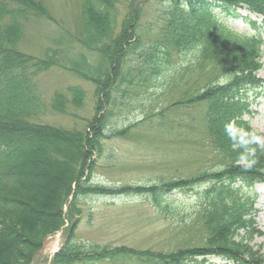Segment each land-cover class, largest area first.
I'll return each instance as SVG.
<instances>
[{"label":"trees","instance_id":"trees-1","mask_svg":"<svg viewBox=\"0 0 264 264\" xmlns=\"http://www.w3.org/2000/svg\"><path fill=\"white\" fill-rule=\"evenodd\" d=\"M137 1L129 3L131 12L121 19L118 4L122 0H83L82 37L77 42L86 52L98 55L99 62L91 64L88 54L82 53L78 56L84 57L80 64L77 58L67 68L73 75L93 83L98 114L91 118L89 127L76 130L39 121L45 110L37 94L36 79L55 65L54 52L38 57L16 46L23 22L50 17L46 6L38 0H0V264H14L12 257L19 253L7 250L10 239L12 244H23L9 236L20 235L21 229L15 227L25 226L24 189L30 183L27 172H32L33 162L38 158L44 164L69 166L70 176L65 180L58 204L60 214L67 207L69 216L81 215V197L91 194L147 195L161 213L169 214L168 199L172 192L202 186L199 209L190 219L179 223L176 248L168 251L128 248L131 252L123 256L119 247H95L88 252L76 246L71 248L68 241L54 264L83 263L85 259L116 262L127 258L135 259L137 264H262L261 247L256 248L252 240L261 234L256 221L258 193L254 187L264 182V147L245 115L252 113L253 105L260 102L258 99L264 93V80L258 76L263 68L264 39L260 31H255L258 26L264 27V0H152L162 6L158 15L163 20L160 40L150 46L151 52L145 58L152 76L163 74V66L171 64L174 54L187 52H194L199 66L210 63L217 74L205 81L193 80L194 85H188L179 99L160 111V115L172 112L175 107L200 106L203 116L198 136L192 131L182 136L192 141L195 134L199 137L197 142L205 143L222 161L217 167L169 180L162 178L153 185L91 184L97 165L92 155L98 158L103 154L105 128L112 117L113 105L120 103L114 94L121 92L122 97L134 81L133 69L127 71L126 66L131 60L129 56L135 55L143 44L137 31L148 3L146 0L136 6ZM241 10L254 14L260 22L249 14L243 16ZM238 18L248 21L253 28L232 27L228 20ZM182 78L185 77L180 70L174 82L179 83ZM68 92L69 97L61 92L54 95L52 107L59 113H67L68 103L81 105L86 98L81 86H70ZM171 124L169 129L175 130ZM156 125L159 129L160 124ZM128 129L116 130L112 135L122 136ZM173 148L181 151L175 142ZM186 152L183 157L195 158L190 148ZM72 192L75 194L70 200ZM60 219L57 222L61 224ZM57 222L39 228V247L29 248V252L35 249L33 256L42 248L45 238L60 227ZM27 235L24 237L28 238ZM80 253L86 256L81 257ZM215 257L220 261L213 262Z\"/></svg>","mask_w":264,"mask_h":264},{"label":"rangeland","instance_id":"rangeland-1","mask_svg":"<svg viewBox=\"0 0 264 264\" xmlns=\"http://www.w3.org/2000/svg\"><path fill=\"white\" fill-rule=\"evenodd\" d=\"M38 1H42L46 6L50 17L47 19L34 18L23 22L16 46L18 49L38 57H45L48 52L52 55L51 53L54 52L56 58L55 65L36 79L37 94L44 102L45 110L39 121L76 130L85 129L92 120L91 118L98 114L95 108L98 99L95 96V86L89 80L85 81L73 75L68 69L74 65V62L80 60L77 63L80 64L84 57L82 56L80 59L78 56L82 53L88 54L87 60L91 64L96 65L99 62L98 55L86 52L77 42V38L82 37L81 20L83 15L81 8L83 0ZM142 1L146 0H138L135 5L138 6ZM131 2L132 0H122V3L118 4L121 9V19L131 12L128 8ZM144 7L137 31L143 44L135 55L129 56L133 61L129 60V64L126 66L127 71L130 68L133 69L134 81L122 97L120 96L121 92L114 94L120 103L113 105L112 117L105 128L107 137L102 139L103 154L98 158L96 154L92 155L93 162L97 165L92 173L91 184L153 185L162 178L169 180L171 177L187 176L211 169L214 166L217 167L222 161L216 157L213 150L205 147V143L197 142L198 130L202 129L200 121L203 114L200 106L190 109L175 107L171 109L172 112H164L163 116L160 115L162 114L160 111L179 99L182 91L188 89V85H194L193 80L205 81L208 77L212 78L217 74L212 70L210 63L206 62L199 66L194 52H187L179 55L174 54L171 64L163 66V74L152 76L146 67L145 58L151 52L150 46L160 40L159 32L163 20L158 13L162 10V6L148 0ZM240 13L243 16L249 14L253 20L260 22V18L258 20L252 13L243 10ZM228 22L236 29L253 28L248 21L242 18L235 21L229 19ZM255 31H260L264 39V27L258 26ZM262 56L263 68L259 72V78L264 80V47ZM76 59L77 61H75ZM104 67L102 65V68ZM180 70L185 78L178 79L179 83H175L174 79ZM76 85L85 90L86 98L83 103L76 106L68 103L66 114L54 110L52 107L54 95L61 92L69 97L68 88ZM123 87L126 86L123 85ZM260 96L258 99L260 103L254 104L252 113L245 115V118L251 123L253 132L258 135V140L264 147V93ZM193 120L196 125L192 123ZM156 123L160 124L159 129ZM170 124L176 129L170 130ZM197 125L199 126L197 127ZM121 129H128V133L122 134V136L112 135L114 131ZM187 131H192L197 136L193 134L192 141L188 138L185 139L182 135ZM173 142L178 145V148L181 147V151H174ZM187 148H190L192 157L194 155L195 158L183 157L187 153ZM33 163L34 169L32 172H27V181L30 183L28 184L29 188L25 186V198L23 199L28 201L24 203L28 214L25 213L24 220H32L30 225L32 230L19 224L15 229L17 228L18 231L21 229L20 235L12 233L9 236L22 237L21 243L23 244L20 245H15V243L13 245L11 239L9 240L11 245L7 250L19 251L16 258L12 257L11 262L14 264H54L57 254L68 241L71 243V248L76 246L81 251L88 252L93 251L95 247H119L118 252L124 253L123 256L131 252L128 248L137 251L149 248L168 251L171 248H176L180 239V221L190 219L195 215L201 204L199 197L202 186L192 191L179 189L172 192L168 199L171 203L169 214L161 213L153 204L151 197L147 195L112 197L92 194L81 197V215L69 216L67 207L63 214H60L58 204L61 202L63 189L56 186V183L64 185L65 180H68L71 172L69 166L56 167L53 164H44L43 161H39V158ZM73 186L75 189L76 185ZM33 187L35 191L32 189ZM254 190L258 193L257 208L259 212L256 221L261 234L253 238L252 244L256 248L261 247L264 259V182L256 184ZM74 194L72 192L69 195L70 200H73ZM41 211L48 212L49 218L46 216L41 218L42 215L37 216ZM60 217L63 219L61 224L57 222ZM53 221L59 223L60 227L45 238L42 248L33 256L35 249L29 252V248L32 245L39 247V228L47 227ZM74 224H76L75 227ZM37 225L39 227L36 231ZM72 231L74 232L72 233ZM24 235H27L28 238H25ZM83 253H80L79 256H86ZM212 260L219 262L220 258L215 257ZM73 264L137 263L135 259L127 258L124 261L116 262L107 259L101 262L85 259L83 263L77 261ZM262 264H264V260Z\"/></svg>","mask_w":264,"mask_h":264},{"label":"bare ground","instance_id":"bare-ground-1","mask_svg":"<svg viewBox=\"0 0 264 264\" xmlns=\"http://www.w3.org/2000/svg\"><path fill=\"white\" fill-rule=\"evenodd\" d=\"M27 186V185H26ZM56 186H58V187H60L61 189H65V186L63 185V184H60V183H56ZM28 188H29V186H27ZM34 191H35V189H34V187L32 188ZM31 193H32V191H31ZM43 205V204H42ZM43 207H45L44 205H43ZM47 209V208H46ZM46 211H41V212H39L38 214H37V216L38 215H42L41 216V218L43 217V216H46L47 218H49V214H48V212H46ZM30 218V217H29ZM30 219H33L32 217L30 218ZM23 221H24V224H25V226L26 227H29L30 228V225H31V223H32V220H29V219H27V221L26 220H24L23 219ZM31 230H32V228H30ZM14 240L13 241H15V242H17V241H19V242H21L22 241V237H19V236H17L16 238H13Z\"/></svg>","mask_w":264,"mask_h":264}]
</instances>
